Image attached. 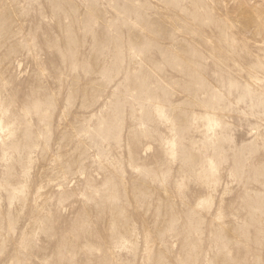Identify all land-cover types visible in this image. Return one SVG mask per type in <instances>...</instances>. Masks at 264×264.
I'll use <instances>...</instances> for the list:
<instances>
[{"label": "rangeland", "instance_id": "374dc122", "mask_svg": "<svg viewBox=\"0 0 264 264\" xmlns=\"http://www.w3.org/2000/svg\"><path fill=\"white\" fill-rule=\"evenodd\" d=\"M0 264H264V0H0Z\"/></svg>", "mask_w": 264, "mask_h": 264}]
</instances>
